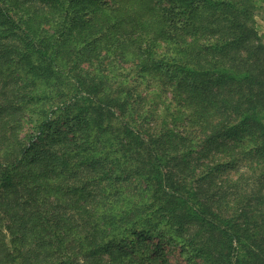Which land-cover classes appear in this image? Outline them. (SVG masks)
Masks as SVG:
<instances>
[{"label":"trees","instance_id":"1","mask_svg":"<svg viewBox=\"0 0 264 264\" xmlns=\"http://www.w3.org/2000/svg\"><path fill=\"white\" fill-rule=\"evenodd\" d=\"M264 0H0V264H264Z\"/></svg>","mask_w":264,"mask_h":264},{"label":"rangeland","instance_id":"2","mask_svg":"<svg viewBox=\"0 0 264 264\" xmlns=\"http://www.w3.org/2000/svg\"><path fill=\"white\" fill-rule=\"evenodd\" d=\"M256 21H257V27L259 29V32L262 36V38L264 39V7H261L257 10L256 12ZM176 253H178L177 251L172 253V260L174 261H179V264H181L182 262H184V260L182 259V257L180 255H176Z\"/></svg>","mask_w":264,"mask_h":264}]
</instances>
